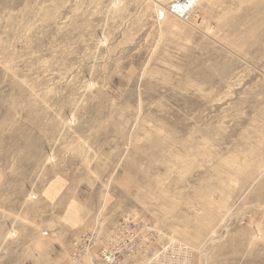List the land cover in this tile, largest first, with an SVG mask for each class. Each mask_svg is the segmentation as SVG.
<instances>
[{
  "label": "rangeland",
  "instance_id": "obj_1",
  "mask_svg": "<svg viewBox=\"0 0 264 264\" xmlns=\"http://www.w3.org/2000/svg\"><path fill=\"white\" fill-rule=\"evenodd\" d=\"M126 218L264 264V0H0V264Z\"/></svg>",
  "mask_w": 264,
  "mask_h": 264
},
{
  "label": "built area",
  "instance_id": "obj_2",
  "mask_svg": "<svg viewBox=\"0 0 264 264\" xmlns=\"http://www.w3.org/2000/svg\"><path fill=\"white\" fill-rule=\"evenodd\" d=\"M183 15L182 11H176ZM145 220L122 219L106 230L85 229L74 239L68 252L70 264H175V255L184 252ZM190 255L189 253L187 256ZM182 259V258H181ZM180 260V259H179Z\"/></svg>",
  "mask_w": 264,
  "mask_h": 264
},
{
  "label": "crops",
  "instance_id": "obj_3",
  "mask_svg": "<svg viewBox=\"0 0 264 264\" xmlns=\"http://www.w3.org/2000/svg\"><path fill=\"white\" fill-rule=\"evenodd\" d=\"M49 193V192H48ZM73 206H71V210H70V212H67V219H68V221L70 222V223H72V224H77V220H78V218H77V208L75 207V205L74 204H72Z\"/></svg>",
  "mask_w": 264,
  "mask_h": 264
},
{
  "label": "bare ground",
  "instance_id": "obj_4",
  "mask_svg": "<svg viewBox=\"0 0 264 264\" xmlns=\"http://www.w3.org/2000/svg\"><path fill=\"white\" fill-rule=\"evenodd\" d=\"M175 10L176 11H182L183 12V15L189 13V11H187V10H179V9H177V7H175ZM174 13H176V12H174ZM176 14H178V13H176Z\"/></svg>",
  "mask_w": 264,
  "mask_h": 264
}]
</instances>
